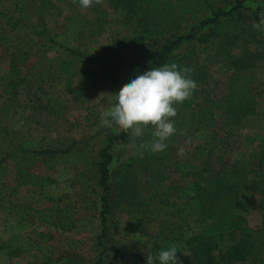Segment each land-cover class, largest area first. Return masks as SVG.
Masks as SVG:
<instances>
[{
	"label": "trees",
	"instance_id": "1",
	"mask_svg": "<svg viewBox=\"0 0 264 264\" xmlns=\"http://www.w3.org/2000/svg\"><path fill=\"white\" fill-rule=\"evenodd\" d=\"M104 1L117 20L103 3L82 9L78 0H0V47L10 58L7 89L11 97L26 92L36 105L30 115L32 122L45 129L58 127V114L39 96L33 97L31 80L37 68L26 66L37 47H49L64 54L51 75L65 92L73 94L84 111L85 126L94 133L65 149L22 148L23 153L29 152L44 163L45 176L23 171L26 160L15 157L17 146L0 157V174L9 158L17 169L11 187L5 188L6 179L0 176V182L4 181L0 183V264H147V254L156 257L172 245L177 246L182 264H264V254L253 257L258 232L241 215L239 198L245 190L258 195L264 209V150L253 151L251 162L245 152L239 154L240 163L223 178L212 175L206 165L201 169L203 157L211 156L210 151L206 156L203 148L182 160L168 152L141 149V143L152 139L148 133L137 139L136 153L123 158L120 147L128 145L130 135L103 126L100 118L114 86L122 88L138 74L176 63L181 69H191L189 76L197 84L190 99L174 105L178 113H186L197 127L216 126L218 121L229 129L242 124L255 111L249 90L244 87L241 94L229 92L215 98L210 69L216 64L241 82H255L252 71L264 66V57L232 44L244 36L243 43L259 48V30L249 27L230 36L221 32L226 27L222 21L258 23L264 8L232 0L223 1L222 6H215L212 0ZM103 36L108 37V44L96 47ZM235 49L241 51L239 56H234ZM149 56L152 66L146 61ZM102 93L104 99H99ZM98 136H102L100 150L90 144ZM245 164L255 177H261L256 188L229 182L237 174L236 165L243 173ZM170 170L191 180L196 192L191 201L173 198L172 187H164ZM32 190L40 194L41 206H24L21 214L13 200L15 193ZM133 200L146 220L155 217L159 230L131 254L129 241L118 234L116 208L130 206ZM96 213L101 231L91 246V262L78 255L55 257L40 234L33 238L40 225L70 233L84 214ZM185 217L192 225L184 222Z\"/></svg>",
	"mask_w": 264,
	"mask_h": 264
},
{
	"label": "rangeland",
	"instance_id": "2",
	"mask_svg": "<svg viewBox=\"0 0 264 264\" xmlns=\"http://www.w3.org/2000/svg\"><path fill=\"white\" fill-rule=\"evenodd\" d=\"M228 0H212L215 6H222ZM231 1V0H229ZM242 3V6H260L264 8V0H232ZM103 6L109 9L111 18L117 20L111 8L103 0ZM247 13V12H246ZM250 13H247V16ZM119 18V17H118ZM225 31L230 36H238L241 30L253 27V23L246 20L238 21L237 23L231 21H222ZM259 48L255 45H247L243 43L241 37H237L235 45L237 47L248 48L249 54L260 53L264 57V30H259ZM224 37V36H223ZM108 44V37L103 36L97 46H106ZM245 48V49H246ZM244 49V50H245ZM243 50V51H244ZM241 51L234 50L238 54ZM135 55V54H134ZM64 58V54L52 51L49 47H37L32 53L30 61L26 64L28 69H36V75L31 80L34 82L32 85V92L36 98L39 96L40 100L47 104L48 109L58 114L60 117L58 127L45 129L32 122L30 115L36 108L35 101L27 97V93L17 94L13 98L10 91L7 89V83L11 80L10 75V58L6 49L0 47V128L10 132L11 136L6 137L3 131L0 132V157H4L6 152H11L17 146L19 150L15 152V157H21L26 160L25 165L22 167L23 171H29L30 174L37 176H45L47 169L44 163L29 152L23 153L24 150L35 148H54L55 150L65 149L69 144L81 138H91L94 133L85 126V114L80 109V106L75 102L73 94L65 92L64 87L51 75L53 68L56 67ZM146 61L148 65L152 66V57ZM210 60L209 62H212ZM261 65L260 63H258ZM211 66L210 88L215 98H223L229 92L236 94L242 93V88L249 90V96L254 100V113H250L242 122L229 129L222 122L218 121L216 126L203 127L194 125V121L186 113H178L174 120L176 133L167 141L168 147L164 152H168L169 156L177 160L185 159L193 153H200L202 148L204 154L211 153L209 157H203L201 169L206 165L212 175L221 176L226 178L229 176L232 167L238 161V155L245 152L247 160L251 162L250 155L253 151L264 150V66L252 71L255 82H241L236 79L230 71L225 70L223 67L214 64ZM121 89L120 85L114 86L113 91L106 98V102L113 101V97L117 91ZM21 90V89H20ZM115 90V93H114ZM117 92V93H118ZM31 97V95H29ZM104 99V95L100 94L99 99ZM233 101V100H232ZM106 104V103H105ZM235 104V103H232ZM109 105V104H108ZM32 116V115H31ZM152 128L144 130L145 134H151ZM10 139L12 142L10 143ZM137 137H130L128 145L122 148L123 158H128L136 153L138 146L136 144ZM92 148L100 150L102 144V136L91 139ZM20 146V147H19ZM23 148V149H22ZM121 150V149H120ZM5 152V153H3ZM182 152V154H181ZM138 153V152H137ZM219 160V161H218ZM240 160V159H239ZM7 182V187L13 186L14 179H17V169L14 168L12 160L9 158L1 167ZM237 174L229 179V182L239 185H246L247 187L256 188L257 183L261 177H255L251 173L250 168L245 164V170L242 173V168L236 165ZM232 173V172H231ZM242 173V174H241ZM221 174V175H220ZM264 175V171L262 172ZM167 181L164 187H172L170 195L173 198L177 196L184 197L187 202L191 201L195 195V191L191 187V180L182 177L174 171L167 172ZM4 182L3 179L1 181ZM0 182V183H1ZM4 184V183H3ZM1 187V186H0ZM2 187L3 189H5ZM1 189V188H0ZM78 189V188H77ZM11 190V189H10ZM9 190V191H10ZM244 190V189H243ZM242 190V191H243ZM183 191V192H182ZM237 191V190H236ZM14 201L18 204L19 212L22 214L24 206L34 205L41 206V198L38 192H22L15 193ZM91 195H93L91 193ZM241 199L240 213L242 216L249 220L250 226L258 233L255 236V250L253 253L254 258H258L264 254V209L261 208L258 195L244 191L239 195ZM134 203V204H133ZM133 205H121L116 208L117 212V228L119 236H124L129 241L131 254L138 250L139 246L146 245L152 237L157 235L159 230V223L155 221V217L145 219L143 210L136 209V200H133ZM95 215L84 214L77 229L70 233L63 232L52 226L40 225L37 227L36 236L40 234L47 244L50 246L52 255H78L84 260L91 262L93 257L91 253V246L101 231L99 219ZM155 216V215H154ZM186 224L192 225L191 219L184 218ZM118 264L119 261H118Z\"/></svg>",
	"mask_w": 264,
	"mask_h": 264
},
{
	"label": "clouds",
	"instance_id": "3",
	"mask_svg": "<svg viewBox=\"0 0 264 264\" xmlns=\"http://www.w3.org/2000/svg\"><path fill=\"white\" fill-rule=\"evenodd\" d=\"M102 3L103 0H78L82 9ZM260 15L259 22L253 24L256 30H264V13ZM191 71L172 63L138 74L118 94L111 95L113 101L108 103V107L102 108L100 118L103 126L122 130L137 138L143 137L144 130L151 126V141L141 143L139 147L153 153L166 150V142L177 131L172 119L177 115L174 105L190 99L197 88L196 82L189 76ZM178 252L177 246L172 245L159 251L156 257L147 254L146 261L147 264H156L157 261L159 264H182Z\"/></svg>",
	"mask_w": 264,
	"mask_h": 264
}]
</instances>
